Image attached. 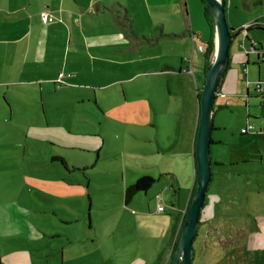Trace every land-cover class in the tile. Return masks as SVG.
<instances>
[{
	"label": "crops",
	"instance_id": "obj_1",
	"mask_svg": "<svg viewBox=\"0 0 264 264\" xmlns=\"http://www.w3.org/2000/svg\"><path fill=\"white\" fill-rule=\"evenodd\" d=\"M201 1L0 0V127L25 122V134L34 143L95 150L97 160L113 133L104 137L102 130L83 131L79 126L103 125L116 131L132 127L135 132L133 167L126 162V151L104 154L122 155L124 171L131 169L124 193L143 175L156 179L130 202L124 195V206L120 202L137 241V249L122 264H170L197 185L196 137L205 82V57L198 44H206L211 35ZM233 8V14L243 13L237 3ZM256 22L264 27L259 18L231 26L241 29ZM256 35L248 32L264 50ZM251 53L246 62L232 61L231 77L225 76L215 99L213 175L195 239L205 246L211 239L227 256L264 253V93L255 86L256 80H264V59L256 55L255 61L250 56L256 53ZM61 75L66 78L58 82ZM242 78H248V84ZM17 110L25 120L15 118ZM247 125L251 129L243 133ZM67 128L80 135H69ZM7 144L13 143L4 142L2 135L0 145ZM5 153L0 150V175L8 165L2 161ZM159 159L173 161L158 171L151 169ZM136 160H144L149 169ZM84 173L91 178V171ZM88 198L86 221L92 228L93 203ZM158 204L164 205L162 211ZM29 218L27 204L6 199L0 179V264L31 260L26 249L3 248L17 236L40 238ZM129 246L124 241L116 254L122 258Z\"/></svg>",
	"mask_w": 264,
	"mask_h": 264
},
{
	"label": "rangeland",
	"instance_id": "obj_2",
	"mask_svg": "<svg viewBox=\"0 0 264 264\" xmlns=\"http://www.w3.org/2000/svg\"><path fill=\"white\" fill-rule=\"evenodd\" d=\"M236 3L243 13H234L235 15L232 13L235 10L234 8L232 10V7ZM201 4V8L204 10L202 1ZM263 13L264 0H226V16L230 26L231 24L238 26V22L250 18H259L260 22L264 23ZM203 14L202 12L204 18ZM239 16H241L240 19H238ZM204 21L206 22L205 18ZM247 26L245 24L241 26V31L232 41L231 62L238 64L240 61L248 60L246 53L248 48L250 49L249 42L247 41L245 46L242 44L246 32H250L253 36L257 34V38L262 39L264 45V27L249 30L246 29ZM204 36H207V32ZM199 44L204 49L206 48V44ZM241 55L243 57L239 58ZM250 57L255 59L256 54ZM233 62L228 68V74L226 73L228 78L232 74ZM254 62L251 60V63ZM226 78L224 77V79ZM242 79L248 81V78ZM23 115V112L17 110L15 118H22ZM22 119L25 120V118ZM135 121H137L136 117ZM24 123L22 124L24 125ZM22 124L17 127H0V139L3 135L4 142L13 143L12 145H0V150L3 149L7 152L3 155L2 161L8 164L3 172L5 174L0 175V179L6 199H20L27 204L29 213L32 215V219L29 218L31 227L34 232L40 231L42 234H37L40 235V238H31L26 235L24 237L17 236L14 241L4 245L3 248L6 247V250H14L16 247H20L21 250L26 249L31 254V260L26 261L25 264H122L133 255V249H137L133 224L127 215L126 208L120 205L122 201L124 206V182L127 179L130 181L132 173L131 169L128 172L124 171L125 164L122 155L117 154L114 156L115 158L104 156L108 150L121 149L128 154L126 158L128 166L133 167L134 162L130 157L132 155L131 148L137 145L136 140H138L133 135L135 133L133 128L120 127V130L116 131L103 125L102 127L99 125L79 126L78 129L83 131L102 130L104 137H111L110 135L113 133L114 138L107 139L103 156L97 160L95 150L58 142L50 144L44 140L34 143L33 137L25 134L26 126ZM169 129L171 132L174 130L173 127H169ZM67 130L69 129L67 128ZM161 131L163 132L164 129ZM70 133L78 134L69 130L68 134L71 135ZM81 135L86 136L85 134ZM54 151L57 154H53ZM52 156H56V158L52 159ZM33 157H37L38 161H42L44 158L48 161L35 163ZM62 159L66 161V165L63 164ZM171 159H159V163L150 168H155L158 171L163 167L162 164L167 166V160L173 161ZM143 161L139 160L137 163L142 168L149 169L144 167ZM93 162L96 163L94 166L91 165ZM87 171H91V178L84 173ZM62 173L66 174L64 177H68L69 180H64ZM89 196L93 203L92 228H89L86 221L90 208ZM22 206L24 205L22 204ZM87 237L90 238L86 241ZM126 240L131 246H129L128 253L120 258L121 254H116V247ZM194 247L196 250L193 264H264V253L262 252L255 255L244 251V255L239 257L227 256L223 254L225 250L211 244V239L208 240L207 246L201 244L198 239L195 241ZM138 248V251H142L139 246Z\"/></svg>",
	"mask_w": 264,
	"mask_h": 264
},
{
	"label": "water",
	"instance_id": "obj_3",
	"mask_svg": "<svg viewBox=\"0 0 264 264\" xmlns=\"http://www.w3.org/2000/svg\"><path fill=\"white\" fill-rule=\"evenodd\" d=\"M205 1L212 15L214 49L206 68L200 99V118L196 137L197 185L170 264H193L194 241L198 235L202 211L213 175L211 144L214 129V103L229 68L232 41L241 31L228 23L226 0Z\"/></svg>",
	"mask_w": 264,
	"mask_h": 264
},
{
	"label": "trees",
	"instance_id": "obj_4",
	"mask_svg": "<svg viewBox=\"0 0 264 264\" xmlns=\"http://www.w3.org/2000/svg\"><path fill=\"white\" fill-rule=\"evenodd\" d=\"M202 2L204 3V15H205V17H206V19H207V21L209 23L210 29H211V35L209 36V39L205 40L206 48L202 51V52H204V57H205V64H204L203 68H204V72H206L207 65L209 63V60H210V58L212 56L213 49H214V42H213L214 32H213L212 15H211L209 6H208V4L206 3L205 0H202ZM252 27L261 28L263 26L260 25V24H257V22H256L253 25L249 24L246 29H250ZM247 41L249 42L250 49L248 48V51H247L246 54L249 55L251 52H254L260 58L264 59V50H263V48L259 47L260 45H259L258 42L254 41V40H251L249 38L248 32L245 33V38H244V41L242 43L243 46H245ZM243 69H244V71H247L246 63H244V68ZM65 78L66 77L62 76V81L65 80ZM246 82L248 84L249 81H246ZM263 84H264V80L258 79V80L255 81L256 89L258 91L262 92V93H264V85ZM54 158H56V156H54ZM59 158L61 159V157H59ZM62 161H63V164L66 165V163H65L66 161H64L63 159H62ZM155 181H156V179L153 176H151V175H143V176L139 177L135 182H133L132 184L128 185L126 187L125 193H124L126 203L130 202V200L133 198V196L136 193H138L140 191H145L148 188H150ZM195 190H196V187L194 189V192H195ZM239 256H241V255H239Z\"/></svg>",
	"mask_w": 264,
	"mask_h": 264
},
{
	"label": "built area",
	"instance_id": "obj_5",
	"mask_svg": "<svg viewBox=\"0 0 264 264\" xmlns=\"http://www.w3.org/2000/svg\"><path fill=\"white\" fill-rule=\"evenodd\" d=\"M42 18H43V22L47 23L49 21V16L47 14V12H42ZM199 50L203 51L204 47L201 44H198ZM58 82L62 81V75L61 77H59L57 79ZM251 129L250 125H247L246 127L242 128V132H248ZM164 209V205L163 204H158V210L162 211Z\"/></svg>",
	"mask_w": 264,
	"mask_h": 264
}]
</instances>
